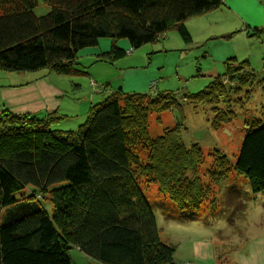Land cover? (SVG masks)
<instances>
[{
    "label": "trees",
    "instance_id": "1",
    "mask_svg": "<svg viewBox=\"0 0 264 264\" xmlns=\"http://www.w3.org/2000/svg\"><path fill=\"white\" fill-rule=\"evenodd\" d=\"M39 3L48 9L44 15L34 12ZM223 3L0 0V71L80 75L77 60L86 51L78 53L99 48V42L106 41L102 39L109 40V49L94 54L95 62L110 64L157 43L170 30L189 45L185 22ZM249 32L252 38L264 35V29ZM118 40L128 46H119ZM222 76L237 80L233 89L261 83L248 59L230 57L221 75L202 90L182 95L181 103L212 106L220 112L213 122L235 118L230 102L221 111L217 108L227 101L230 89L222 84ZM181 103L170 92L126 93L119 88L91 104L84 122L69 131L52 128L62 119L56 113L37 118L1 111L0 264H72L71 249L100 264H176L175 248L160 239L144 188L156 185L158 193L176 210L187 211L189 219L207 204L211 214L216 213L212 185L231 172L248 181L252 194L264 193V124L256 118L245 122L233 162L214 151L212 165L204 172L212 182L208 185L197 171L201 150L184 143L180 123L149 138V115L180 112ZM236 103L240 108V100Z\"/></svg>",
    "mask_w": 264,
    "mask_h": 264
},
{
    "label": "rangeland",
    "instance_id": "2",
    "mask_svg": "<svg viewBox=\"0 0 264 264\" xmlns=\"http://www.w3.org/2000/svg\"><path fill=\"white\" fill-rule=\"evenodd\" d=\"M223 4V7L228 8L225 3ZM223 7L185 22L192 39L189 45L184 44L174 30H170L157 43L143 45L127 55V59H131L128 66L125 62L110 64L94 62L96 60L94 59L91 63L87 62L88 65L80 62L79 66H76L82 72L80 75L59 76L48 73L47 70H40L24 73L28 78L23 80L29 81L34 75L41 74L44 77L43 81L49 80L46 83L48 86L56 85L60 91H64L60 95L50 94L51 99H55L61 108L59 112L55 111L56 116H62L52 128L69 131L75 130L84 122L85 112L80 114L79 108L85 102L93 101L85 96L89 97L90 88L96 86L94 82L98 83L100 79L103 80L100 85L104 88L108 83L115 90L122 87V91L126 93L170 92L181 103L182 95L202 90L215 76L221 75L225 59L229 57L248 59L251 67L257 71L256 80H260L261 83H254L251 87L234 88L236 92L233 89L237 81L235 78L222 76L220 79L222 84L230 89L227 101L217 105V108L221 111L220 108L228 106L230 102L235 112V118L230 121L213 122L216 120L214 116L220 113L217 109L212 106H191L185 103H181L180 112L163 110L148 117L147 132L151 139L160 136L165 128L181 124L184 143L197 144L201 150L203 157L201 163L200 160L197 162V171L200 176L203 175L202 181L207 185L212 184L204 172L212 165L216 153L214 151H218L229 162H233L244 136L245 122L256 118L260 120V125L264 124V36L250 37L247 32L250 33L251 30L236 26L228 13L220 11ZM47 11V7L41 3L34 10L36 15H44ZM102 40L109 42L107 39ZM118 42H125L128 46L126 40ZM94 49H84L78 56L82 52ZM196 67L199 70H196ZM7 74H10L9 83L15 79L12 76H18L17 73L0 71V76ZM2 78L0 77V81ZM75 83L80 85L81 90L74 89ZM152 83L153 88L148 89V85ZM84 89L86 93H83ZM238 100L241 102L240 108L236 103ZM46 103L44 102L43 109L47 106ZM25 108L29 109L28 106ZM212 189L217 198L216 213L211 214L210 204H207L201 206L195 213V218L191 219L186 217L187 211L176 210L169 200L163 198L158 193L156 185L150 184L143 189V195L154 213L160 239L175 248L174 258L180 257L178 248L198 241L199 234L190 230L193 222L206 224L207 219L213 220L214 226L219 228V233L234 245L245 238L255 240L264 232V193L252 194L248 181L235 172H231L224 181L213 184ZM44 206L49 211V207L46 204Z\"/></svg>",
    "mask_w": 264,
    "mask_h": 264
},
{
    "label": "crops",
    "instance_id": "3",
    "mask_svg": "<svg viewBox=\"0 0 264 264\" xmlns=\"http://www.w3.org/2000/svg\"><path fill=\"white\" fill-rule=\"evenodd\" d=\"M224 3L228 8L223 7V4V8L220 11L228 13L236 23V26L240 25L241 28L244 27L248 31L264 29V0H225ZM261 5L262 10L260 9ZM118 45L126 48L125 42H120ZM108 46L109 43L107 41H100L99 48L86 51L85 54L78 58L77 62L88 65L87 62L91 63L95 59L94 54L106 51ZM129 61L131 62V59L128 60L125 57L119 62H125V65L128 66ZM25 74L12 76L15 78L12 83H9L10 74L0 76L3 77V80L0 81V113L1 111H9L13 114H31L38 118H43L47 114L55 113V111L59 112L61 108L55 99H51L50 94L60 95L64 91H60L56 85L53 87L48 86L46 83L49 80L43 81L44 77L41 74H37L38 76L34 75L29 81H24L23 78H28V76H24ZM99 82H95V88H90L89 97L85 96L90 98V100L93 99V101L85 102L79 108L80 114L85 112L86 116L91 104L102 100L115 91L114 87H110L108 83L105 84V88L101 86L102 79ZM48 84L50 83L48 82ZM73 86L76 91L81 90L79 84L75 83ZM83 93H86V89H84ZM44 102H47L45 109H43ZM26 106L29 109L25 108ZM193 223L190 230L199 234L198 241L192 245L177 249L180 252V257L174 258L176 264H264V232L257 236L255 240L245 238L234 245L233 242L225 240L227 237L219 233V228L214 226L213 220L207 219L206 224ZM69 255L72 264H100L85 257L76 249H71Z\"/></svg>",
    "mask_w": 264,
    "mask_h": 264
}]
</instances>
